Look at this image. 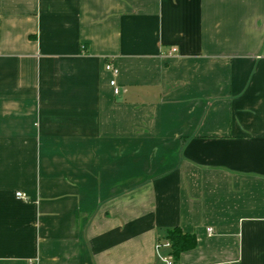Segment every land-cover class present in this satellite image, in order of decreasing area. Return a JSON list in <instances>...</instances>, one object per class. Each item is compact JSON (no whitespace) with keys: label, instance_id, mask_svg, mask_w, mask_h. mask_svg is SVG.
<instances>
[{"label":"crops","instance_id":"1","mask_svg":"<svg viewBox=\"0 0 264 264\" xmlns=\"http://www.w3.org/2000/svg\"><path fill=\"white\" fill-rule=\"evenodd\" d=\"M175 228L174 264H264V0H0V264Z\"/></svg>","mask_w":264,"mask_h":264},{"label":"trees","instance_id":"2","mask_svg":"<svg viewBox=\"0 0 264 264\" xmlns=\"http://www.w3.org/2000/svg\"><path fill=\"white\" fill-rule=\"evenodd\" d=\"M166 241L171 244L169 254L174 261L178 260L183 253L195 249L198 245L197 238L194 235L184 233L180 228L168 231Z\"/></svg>","mask_w":264,"mask_h":264},{"label":"built area","instance_id":"3","mask_svg":"<svg viewBox=\"0 0 264 264\" xmlns=\"http://www.w3.org/2000/svg\"><path fill=\"white\" fill-rule=\"evenodd\" d=\"M175 52L176 49H173ZM107 70L112 72L115 76H117L118 71L112 66V65H107ZM112 87L114 88V92L116 95H119L121 93V88L117 85L116 81L113 80L111 82ZM18 198H24V195L22 193L17 194ZM209 232H212L211 229H209ZM171 244L166 241L163 244L158 245L157 250L160 252L162 249H167L170 250ZM161 264H174V259L170 254L163 255L161 254L160 256Z\"/></svg>","mask_w":264,"mask_h":264}]
</instances>
